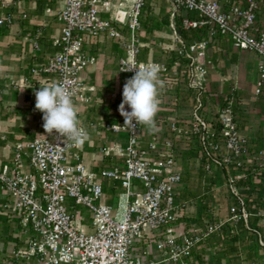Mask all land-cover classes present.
Segmentation results:
<instances>
[{"label": "built area", "instance_id": "2783aa9c", "mask_svg": "<svg viewBox=\"0 0 264 264\" xmlns=\"http://www.w3.org/2000/svg\"><path fill=\"white\" fill-rule=\"evenodd\" d=\"M61 1L62 7L54 14L60 30L52 41L56 51L35 65L30 77L52 78V84L62 83L72 92L73 101L87 102L86 93H94L95 88L85 84L82 73L96 63L87 46L91 39L105 36L122 44L120 74H134L135 70L121 71L127 66L159 65V76L174 75L173 80L180 83L175 94L182 89L192 93V106L171 119L159 117L151 130L143 125L123 127L122 116L116 123L102 124L105 131L124 133L127 139L125 145L102 150L103 156L113 161L97 170L84 164L80 146L55 133L46 134L44 129L31 140L7 144L13 158L0 164V193L5 196L1 210L16 221L17 229L6 263L198 264L197 256L207 250L204 245L211 237L220 234L224 226L237 233L238 225L256 235L264 256L261 234L249 224L250 218L264 220V149L253 151L249 139L241 134L234 112L236 96L231 93L226 103L212 105L214 100L207 92L208 75L214 70L208 50L222 37L239 52L255 53L254 94H261L264 22L260 12L264 0H244V7L219 0ZM156 1L172 5L169 27L175 48L169 51L178 59H173L171 69L166 60L140 59L142 22L147 4ZM177 17L183 29L205 27L207 36L187 43L175 30ZM15 22L10 13L0 15V33ZM27 36L39 51L38 36ZM30 77L24 81L30 83ZM39 123L42 126V118ZM0 141H5L4 136ZM187 156L195 158L202 172L215 181L216 189L224 187L225 218L210 210L211 219L201 222L187 216L190 206L197 205L196 200L179 199L184 183L181 163ZM107 181L120 188L114 197L115 207L106 202ZM249 198L255 207L262 203V210L249 212ZM78 206L89 211L88 219ZM193 212L196 214V207ZM150 246L160 257L158 261Z\"/></svg>", "mask_w": 264, "mask_h": 264}, {"label": "crops", "instance_id": "0c3cea01", "mask_svg": "<svg viewBox=\"0 0 264 264\" xmlns=\"http://www.w3.org/2000/svg\"><path fill=\"white\" fill-rule=\"evenodd\" d=\"M161 2L162 1L148 3L147 6ZM219 2L221 4L231 2L239 4L242 7L245 6L244 0H219ZM62 5L63 3L61 0H29L26 1V3L24 1H14V3L6 7L7 9L10 7V11H16L15 13L17 16H15V18L17 20L8 30L0 33V76L4 75L10 79V81H20L23 77L30 74V70L35 65L45 62L55 53L56 48L52 46V41L59 37L60 30L59 24L54 18V14ZM4 12L7 11L2 10L0 6V14ZM22 14L26 15V19H20ZM168 18L167 21L169 26L170 16ZM177 19L179 20V17L175 18L174 23H176ZM260 20L264 22V6L260 12ZM145 23L146 20L144 19L142 22V29L139 33V39L144 45L140 59L144 61L150 59L161 62V56H163V54L159 53L160 55H157L156 51L154 52L153 49H149L150 43L147 38L149 35L146 33V27L149 26L145 25ZM170 32H172L171 29ZM27 33L38 36L37 41L40 45L39 51L33 49ZM171 36L174 39V35L172 34ZM219 40L221 41L220 46L218 45ZM214 45H218L217 50L212 52L211 47ZM214 45L208 50V55L214 61V70L209 72L208 78L210 74L215 73L216 68L218 71H216V74L221 73L219 66L222 64V59H225L227 48L230 49L231 54H234L232 59H234L238 75L245 78V72L250 74L251 70H253L257 78V58L255 53V69H250L246 61H240L238 57L240 52L232 47L227 38H218L217 44ZM170 47V49H174L175 43ZM87 49L96 57V63L92 66H88L84 70L82 79L87 86H94L95 91L94 93H86L87 102L75 100L73 104L77 109L79 126L85 128L88 134V139L80 146L82 160L88 167L97 170L109 165V163L113 161L110 157H104L102 150L111 145L118 144L113 137V135L115 136L117 134L105 131L102 128V124L116 123L122 119L117 109L122 101L123 85L130 77L128 75H122L118 71V59L123 56L124 53L120 42L116 43L110 38L102 36L91 39ZM144 52L147 53L143 55ZM164 53H169L168 56L165 55V59H170L167 66L171 69L173 67V59L177 60L178 58H176L175 53ZM180 61L182 60L179 59V62ZM181 63L183 64V62ZM243 80L246 82L245 79ZM255 81H257V79ZM52 83V78H33L32 85L24 91L26 96L14 90L7 92L8 94L4 98L5 100L1 101L0 98V136H4L5 138V141H0V164L5 162L10 163L12 161L13 152L6 148L7 144L13 146L16 143L26 142L43 131L39 123L42 118V113L35 110L34 107V92L39 90L40 87L52 85ZM242 86L243 85L237 86V89H240L241 92L235 88V94L233 93V95L236 96V100H238L236 102L237 105H234L235 117L239 120L241 134L249 139L251 149L253 151L261 150L264 149V101L261 103L255 101L254 105L251 106V102L246 101V98L242 96ZM232 88L234 89V87ZM262 90L264 91V87ZM253 98L255 99V97ZM173 105L178 108L159 105L155 120H159V117L171 119L179 113H186L188 109L191 108L192 103H190V105L184 104L182 107H179L176 103ZM2 107L9 108H4L3 111ZM23 162L27 163V160L23 159ZM104 190L106 202L111 204L112 198L114 199L115 195L120 191V188L116 183L107 181L104 184ZM253 197L257 199V196ZM4 201L5 196L0 193V264L5 263L3 258H5L6 253H8L15 244V241L12 240V235L17 229L16 221L9 219L1 210V205ZM248 203L251 204V209L253 210L249 212L256 213L262 210V207L257 209L258 205L255 207L251 198H249L247 205ZM255 219L258 218H250L249 221H254ZM258 220L261 221L263 225L262 228H264V220ZM238 227L242 228L241 225H238L237 228ZM240 249L241 248L238 247L239 251ZM241 253L242 252H239L237 255L241 257ZM201 256V253H199L197 259L199 257L201 259ZM200 259L197 260V263ZM240 264H243L242 260Z\"/></svg>", "mask_w": 264, "mask_h": 264}, {"label": "rangeland", "instance_id": "374dc122", "mask_svg": "<svg viewBox=\"0 0 264 264\" xmlns=\"http://www.w3.org/2000/svg\"><path fill=\"white\" fill-rule=\"evenodd\" d=\"M18 2V1H26L29 0H0V6L2 7V10H5L7 12H4L0 15L10 13L14 17L16 15V11H10L6 7L11 5L12 3ZM2 2V3H1ZM9 2V3H8ZM2 4V5H1ZM146 10V17L145 20L148 22V26L146 27V33L149 35L147 36L148 41H149V49H153V51L157 53V55H160L159 53H162L163 56L161 62H168L170 59L168 58L165 59V55L168 56L169 53H164V52H170L172 54L173 52L169 51L171 50L170 46L174 45V39L171 36L173 33L170 32V28L168 26V17L170 16V12L172 11V5L167 2H161L158 4H151L147 6ZM18 9V8H17ZM16 9V10H17ZM17 20V19H16ZM148 29V30H147ZM8 30V29H6ZM143 31V30H142ZM172 33V34H171ZM145 34V33H144ZM38 45L39 42L37 41ZM221 41L219 40L218 45L220 46ZM214 45L211 47V51L215 52L217 50V46ZM40 48V45H39ZM226 56L225 59H222V64L219 66L220 67V74H216L217 68L215 70L214 74H210V77L207 79V92L208 94H211L212 100L214 102L212 105H215L216 102L218 103H226L228 100V96L234 91H231V88L234 87L237 89V86L243 85V91H242V96L246 98V101L251 102V106L254 105L255 101H258V103H261L264 101V91L262 90L261 94L254 96V89H255V81L257 78L253 73V70H251V73L249 74L248 72H245L244 77L241 75H238V71L235 66L234 59H232L234 54L230 53V49H226ZM147 53V52H146ZM145 52L143 55L146 54ZM238 57L240 58V61H246L247 65L250 69H255V55L254 53L251 52H241L239 53ZM183 61V60H182ZM180 61V64L183 65ZM241 63V62H240ZM216 65V64H215ZM217 71V72H216ZM257 73V72H256ZM30 75L23 77L20 81H10L7 77L4 75L0 76V98L1 101L5 100L4 98L7 96V92L9 91H14L17 90L18 93H22L23 96H26L24 94V91L27 90L26 88H29L30 85L33 83V78L30 77L31 81L30 83L25 82V78H29ZM175 78L174 75H168V76H159L160 81L162 82V87L159 88V105H163L166 107H172L174 108L175 106L173 105L174 103L178 104L179 107H182L184 104L190 105L193 100V95L190 92L185 91L184 89L180 90L179 93L175 94L176 88L180 87V83L176 82L173 80ZM246 82H244V80ZM240 81V82H239ZM181 88V87H180ZM235 89V90H236ZM263 89V88H262ZM240 91V89H237ZM241 92V91H240ZM239 92V94H240ZM26 93V92H25ZM235 94V93H234ZM255 97V99L253 98ZM174 99L177 100V102H174ZM0 101V103H1ZM173 103V104H172ZM165 104V105H164ZM171 104V105H170ZM237 105V104H236ZM174 106V107H173ZM177 107V106H176ZM175 107V108H176ZM4 108H9V107H2V110ZM178 108V107H177ZM4 111V110H3ZM39 128V127H38ZM114 139L117 141L118 144L120 145H125L126 144V135L124 133L113 135ZM116 137V138H115ZM185 157V156H184ZM186 160L181 163L182 171H183V181L184 183L181 185V189L183 192L180 194L179 199L182 201L188 202L189 200L192 201H198L199 204L200 200L202 202H209V209L211 212H214L216 216H220V218H225L226 217V192L224 190V187L222 188H215L214 185L211 186L212 183V178L209 177V175H206L202 172L200 166L197 164L195 158L193 156H187L185 158ZM211 182V183H210ZM219 185V184H218ZM71 202L70 200H67V203ZM194 205L193 207L190 206L188 209V217L189 218H194L197 216L195 212V207L199 210H202L200 212H203L204 205H202L200 208V205ZM112 206H116V200L115 198H112ZM77 209L80 210L81 214L85 218L88 219L89 217V211L82 207L78 206ZM200 214V213H198ZM204 247H207V250L205 251L204 249L201 250V259L204 264H240V261L245 258L244 251L245 247H241L240 245L233 246L229 244V241L227 238H225L223 235L219 234L217 237H212V239L207 242V244L204 245ZM238 247L241 248L240 251L238 250ZM236 250V251H235ZM262 250V249H261ZM258 249V253H255V264H264V256H263V251ZM149 251L153 254L156 255L155 248L153 246L149 247ZM239 252H242L241 257L237 255ZM6 257L3 258L5 260L4 264L6 263ZM160 257L156 255L154 257V260L158 261ZM200 259V257L198 258ZM197 259V260H198ZM35 264V262H31ZM198 263H200L198 261Z\"/></svg>", "mask_w": 264, "mask_h": 264}, {"label": "clouds", "instance_id": "9594fccd", "mask_svg": "<svg viewBox=\"0 0 264 264\" xmlns=\"http://www.w3.org/2000/svg\"><path fill=\"white\" fill-rule=\"evenodd\" d=\"M134 74L128 78L122 89V101L117 111L124 119V126L134 128L143 125L155 128V115L159 107V79L161 67L156 64L139 68L127 66L123 72ZM35 110L42 113V127L46 134L66 138L74 146H82L88 139L86 130L79 126L77 109L73 104L72 92L62 83L42 86L34 92ZM129 110H126V107Z\"/></svg>", "mask_w": 264, "mask_h": 264}, {"label": "trees", "instance_id": "16d2710c", "mask_svg": "<svg viewBox=\"0 0 264 264\" xmlns=\"http://www.w3.org/2000/svg\"><path fill=\"white\" fill-rule=\"evenodd\" d=\"M145 25H149L148 22H146ZM175 30L180 35V37L183 38L187 43H191L195 40L203 39L207 36V33H206L207 29L205 27L185 30L182 28L180 21L178 19L175 23ZM218 38H220V37H218ZM214 183H215V181L212 180L211 185H213ZM200 203H202V204H199V202L197 201V205L199 204L200 208H202L201 206L204 205L205 210L203 212H200L202 210H199L197 207V209H196V215L197 216H195L194 218L199 222H201L203 219H206V218L211 219V214L208 210L209 209V202H207V201L202 202L200 200ZM247 206L249 209L248 211H253L251 209L250 203H248ZM261 207H263V204L258 202L257 209H260ZM198 213H200V214H198ZM249 222H250L249 224H250L251 229L257 230L260 232L261 239L264 242V228H262L263 225H262L261 221L258 219H255L254 221H249ZM227 228H228V226H224L222 228V232H220V234L223 235L225 238H227L230 245H233V246L240 245L241 247H245V252H244L245 258L242 260V263L243 264H253L254 260H255V253L257 254L259 252L258 249L261 250L260 246L258 245L256 235L252 231H246L245 229H242L241 227L237 228V233H231ZM239 228H240V230H239ZM217 236H213V237H217ZM211 239H212V237H211ZM209 241H208V243H209ZM199 262L200 263H198V264H204L202 262V259H200Z\"/></svg>", "mask_w": 264, "mask_h": 264}]
</instances>
